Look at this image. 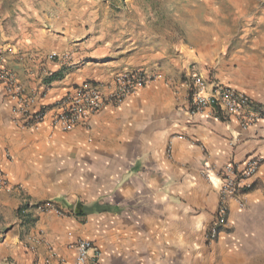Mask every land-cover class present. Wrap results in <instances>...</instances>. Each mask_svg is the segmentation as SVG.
I'll list each match as a JSON object with an SVG mask.
<instances>
[{
    "label": "crops",
    "instance_id": "0c3cea01",
    "mask_svg": "<svg viewBox=\"0 0 264 264\" xmlns=\"http://www.w3.org/2000/svg\"><path fill=\"white\" fill-rule=\"evenodd\" d=\"M51 36L0 44L1 67L29 96L30 109L86 81L109 96L115 75L129 71L116 57L53 49ZM51 52L58 61L45 58ZM150 77L121 103H105L65 131L52 125L57 108L50 106L41 122L22 127L11 112L15 101L0 88L7 179L0 186V264H55L52 254L74 264L69 245L79 238L98 247L100 264H264V124L242 128L236 116L210 107L189 114V76ZM249 156L259 166L238 195L225 198L226 218L211 242L205 233L220 172ZM23 204L26 221L17 215Z\"/></svg>",
    "mask_w": 264,
    "mask_h": 264
},
{
    "label": "rangeland",
    "instance_id": "374dc122",
    "mask_svg": "<svg viewBox=\"0 0 264 264\" xmlns=\"http://www.w3.org/2000/svg\"><path fill=\"white\" fill-rule=\"evenodd\" d=\"M42 34L53 49L116 57L150 79L189 76L190 88L201 76L264 107V0H0V44Z\"/></svg>",
    "mask_w": 264,
    "mask_h": 264
},
{
    "label": "built area",
    "instance_id": "2783aa9c",
    "mask_svg": "<svg viewBox=\"0 0 264 264\" xmlns=\"http://www.w3.org/2000/svg\"><path fill=\"white\" fill-rule=\"evenodd\" d=\"M49 61H58L60 56L51 52L45 57ZM150 78L141 72H120L114 77L115 89L109 96H104L96 83L83 82L72 87L62 97L55 100L51 108H57L52 115V125L61 130H71L78 125H84L88 117L99 111L105 103H121L126 97L136 91L137 88L146 85ZM209 86V91L206 88ZM0 88L5 96L15 102L11 112L18 116L22 127L31 126L43 120L48 107L39 105L30 109V98L21 88L12 73L0 66ZM45 92L42 88L41 95ZM210 107L220 115L227 117L236 116L242 128L254 123L264 124V107H259L248 95L232 87L215 81H206L201 76H193L192 86L188 95L187 110L189 114L197 113ZM260 159L257 156H249L242 165L232 162L225 164L219 175L220 198L214 213L211 225L207 232V238H215L219 227L224 223L227 214L225 198L238 195L243 188L244 179L253 175ZM7 179L0 170V186H5ZM74 251V264H100V251L90 240L77 239L69 245ZM55 264H67L56 254L50 255ZM45 264H51L49 258Z\"/></svg>",
    "mask_w": 264,
    "mask_h": 264
},
{
    "label": "trees",
    "instance_id": "16d2710c",
    "mask_svg": "<svg viewBox=\"0 0 264 264\" xmlns=\"http://www.w3.org/2000/svg\"><path fill=\"white\" fill-rule=\"evenodd\" d=\"M61 76H63V71H59V72H57V73H54V74H52L50 77H49V79H48V81H50V80H54L55 78H60ZM27 208V204H23L22 206H20L18 209H17V215L18 216H22L23 218H25V216H26V214L24 213V210ZM24 221H26L27 219L25 218V219H23Z\"/></svg>",
    "mask_w": 264,
    "mask_h": 264
}]
</instances>
